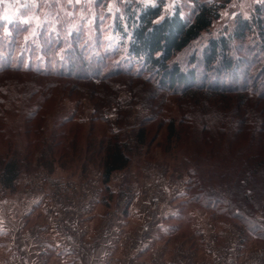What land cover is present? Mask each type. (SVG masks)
Returning a JSON list of instances; mask_svg holds the SVG:
<instances>
[{
	"label": "rangeland",
	"instance_id": "obj_1",
	"mask_svg": "<svg viewBox=\"0 0 264 264\" xmlns=\"http://www.w3.org/2000/svg\"><path fill=\"white\" fill-rule=\"evenodd\" d=\"M157 1L164 2L166 14H172L177 5L189 14L192 6L188 0H0V68L8 64L13 69L32 66L47 72L66 71L73 58L76 68L85 65L91 79L57 80L13 70L0 74V86L5 90H0V162L17 155L23 165L15 190L26 185L47 188L54 200L85 185L101 186L105 207L125 206V216H129L134 205H153V198H159L161 205L175 206L176 222H181L176 228L178 236H190L196 242L203 238L207 243L238 236L240 246L255 240L260 249L250 259L264 264V241L253 237L244 240L236 221L205 207L208 200L203 176L209 177V170L230 160L224 149L228 143L218 133H210L208 127L220 125L219 113L237 107L240 95L184 96L161 91L154 77L146 74L138 78V66L128 61L123 51L116 54L121 37L116 34L115 21L122 20L127 6L133 9L135 2L148 5ZM218 1L226 2L220 19L173 59L183 70L195 68L199 84L205 73L202 53L208 40L228 36L239 17L251 18L255 6L264 4V0ZM255 37H249L235 54V59L245 60L238 80L230 75L225 84L242 86L246 81L249 86L257 83L259 92L264 91L263 61ZM77 50L83 52L82 60L76 57ZM106 54L110 55L105 58ZM118 70L122 71L119 75ZM212 75L208 81L214 83ZM50 82L56 86L49 88L47 97L30 96L37 88L45 90ZM172 121L176 135L169 139ZM109 140L123 147L130 164L104 185L103 162ZM241 143L242 138L235 142ZM52 145L55 161L49 167ZM41 170L45 174L36 175ZM61 183L67 185L64 192L60 191ZM9 192L0 186V195ZM112 215L108 213V217ZM213 264H228L226 252Z\"/></svg>",
	"mask_w": 264,
	"mask_h": 264
},
{
	"label": "trees",
	"instance_id": "obj_2",
	"mask_svg": "<svg viewBox=\"0 0 264 264\" xmlns=\"http://www.w3.org/2000/svg\"><path fill=\"white\" fill-rule=\"evenodd\" d=\"M188 1L192 3V6L188 7L189 14H184L179 5L172 14H166L163 1L148 5L135 2L133 9L127 6L124 18L115 21L116 34L121 37L116 54L123 51L127 60L134 61L138 66V78L146 74L154 77L161 91L180 92L184 96L195 93L213 94L216 97L240 95L237 107L231 106L225 112L219 113L220 125L208 127L210 133H218L219 137L228 143L224 144V149H227L226 155L230 160L217 164L216 169L214 167L209 170V177L203 176L205 182L203 187L208 200L205 207L217 215L236 221L244 240L253 237L264 241V91L259 92L257 83L249 86V82L246 81L242 86L225 84L230 75L234 76V81L238 80L237 76L245 60L240 57L235 59V54L251 36L259 39L256 45L263 61L261 72L264 77V4L255 6L251 18L239 17L235 28L228 36L222 35L208 40L202 53L205 73L199 84L195 68L183 70L178 63L173 62V59L210 30L214 22L220 19L226 2ZM75 55L82 60L84 54L77 50ZM108 55L110 54H106L105 58ZM72 61L66 71L62 69L47 72L34 69L32 66L24 68L20 65L13 69L7 64L0 68V74L13 70L18 74H30L35 77L50 75L57 80L90 82L88 71L85 72L84 69L85 65L76 68V61L73 58ZM191 61L195 64L196 58H191ZM97 63L101 68L103 62L98 60ZM117 73L119 75L122 71L118 70ZM210 73H213L214 83L208 81ZM215 75L218 76L217 79ZM48 86L42 91L39 88L35 89L30 96L47 97L49 88L56 86V82H50ZM1 89L2 92L5 91L0 86ZM175 135V123L172 121L168 126V138L171 139ZM140 137L143 142V131L140 132ZM241 138L243 143L235 144ZM107 144L102 174L104 185L110 183L114 173L125 170L130 164V158L119 143L109 140ZM230 146L232 150H229ZM49 149L50 163L47 166L52 167L55 161V148L52 145ZM43 159V156L38 158V162L43 163ZM22 165V159L15 154L1 160L0 186L3 190L16 189ZM120 206H116L119 208L118 211L126 215V207Z\"/></svg>",
	"mask_w": 264,
	"mask_h": 264
},
{
	"label": "crops",
	"instance_id": "obj_3",
	"mask_svg": "<svg viewBox=\"0 0 264 264\" xmlns=\"http://www.w3.org/2000/svg\"><path fill=\"white\" fill-rule=\"evenodd\" d=\"M102 193L90 184L54 200L47 188L26 185L0 195V264H213L224 251L228 264H254L255 240L196 242L178 236L175 206L153 198L125 216L105 207Z\"/></svg>",
	"mask_w": 264,
	"mask_h": 264
},
{
	"label": "built area",
	"instance_id": "obj_4",
	"mask_svg": "<svg viewBox=\"0 0 264 264\" xmlns=\"http://www.w3.org/2000/svg\"><path fill=\"white\" fill-rule=\"evenodd\" d=\"M59 186L60 191L64 192L65 190H67V185L65 183H61Z\"/></svg>",
	"mask_w": 264,
	"mask_h": 264
}]
</instances>
